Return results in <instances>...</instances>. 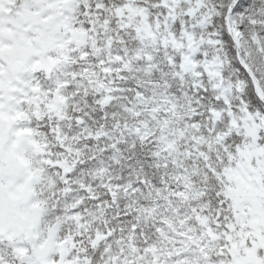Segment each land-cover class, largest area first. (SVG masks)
<instances>
[{
    "label": "snow or ice",
    "instance_id": "1",
    "mask_svg": "<svg viewBox=\"0 0 264 264\" xmlns=\"http://www.w3.org/2000/svg\"><path fill=\"white\" fill-rule=\"evenodd\" d=\"M0 264H264V0H0Z\"/></svg>",
    "mask_w": 264,
    "mask_h": 264
}]
</instances>
